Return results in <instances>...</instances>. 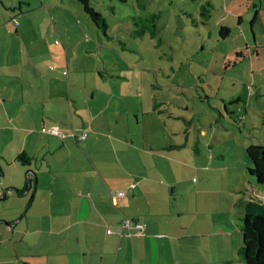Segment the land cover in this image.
<instances>
[{
    "label": "crops",
    "instance_id": "0c3cea01",
    "mask_svg": "<svg viewBox=\"0 0 264 264\" xmlns=\"http://www.w3.org/2000/svg\"><path fill=\"white\" fill-rule=\"evenodd\" d=\"M254 2L251 18L239 16V25L248 22L253 27L264 7L263 0ZM31 5V0H0V38L4 33L14 36L8 43V92L7 86L0 87V114H6L0 120L8 125V153H0V185L5 187L0 188V263H203L206 243H199V231L210 226L213 235L230 237L243 212L237 201L252 195L264 201V194H251L248 188L246 196L233 200L227 196V202L211 199L212 192L225 195L204 180L216 156L225 160L226 149L213 151L224 138H205L204 131L196 135L188 125L167 136L160 133L157 140L158 124L147 119L153 118L152 112L158 118L154 106L144 110L142 119L131 108L117 112L115 90L100 92L95 83L90 89L87 78L70 74L67 60L65 69L60 65L58 46L51 47L49 58L34 55L47 50L34 41L16 49L17 40L27 32L40 33ZM50 7L44 9L53 24L67 18L64 9ZM17 10L24 11L27 19L20 21ZM13 17L18 19L14 27ZM62 44L65 52L66 43ZM28 47L34 50L29 52V63L13 57ZM106 80L100 82L106 85L110 82ZM51 126L63 137L41 131ZM83 132L86 137L78 139ZM237 142L244 147L243 141ZM21 152L31 158L29 164L17 161ZM229 160L228 170L241 166L244 171L251 164ZM29 170L33 173L27 174ZM7 172L8 188L2 182ZM28 176L32 186L18 193L16 204L14 191L25 188ZM248 183L254 188L252 179ZM116 192L123 195L117 197ZM211 210L214 214L207 217ZM125 218L133 222L130 235L106 233L107 225L115 227ZM135 223L143 226L141 235H134Z\"/></svg>",
    "mask_w": 264,
    "mask_h": 264
},
{
    "label": "rangeland",
    "instance_id": "374dc122",
    "mask_svg": "<svg viewBox=\"0 0 264 264\" xmlns=\"http://www.w3.org/2000/svg\"><path fill=\"white\" fill-rule=\"evenodd\" d=\"M254 1L89 0L107 24L104 33L78 0H31V15L40 33L27 32L15 46L19 49L29 40L34 41L43 45L44 52L47 49L41 56L39 50L34 53L43 58L53 53V45L58 46L60 65L65 69L67 60L70 74L87 78L90 89L95 83L100 92L115 90L113 102L117 112L131 108L142 119L144 110L154 106L161 116L156 119L152 112L153 118L147 119L158 124L157 140L160 133L167 136L188 125L196 135L204 131L205 138H224L225 142H216L213 151L226 149L225 160L216 156L211 168L206 169L204 180L207 178L206 182L213 183L226 195L212 192L211 199L227 202V196L231 200L246 196L248 188L251 194H264V183L257 184L251 176L254 188L250 186L246 168L243 171L241 166L232 170L226 167L230 158L237 159L239 164L244 160L250 164L245 149L251 144H264V7L253 27L248 22L237 23L239 16L251 18ZM51 5L67 11H63L67 18H53V24L46 13L47 8L52 10ZM247 7L250 14H246ZM17 13L20 21L27 19L24 11L19 14L17 10ZM153 13L159 15L155 22L138 18ZM222 25L228 28L225 37L219 32ZM141 29L145 31L140 35ZM12 37L4 33L0 38V77H3L0 87L7 86V92L8 43ZM55 39L58 44H54ZM62 43H66L65 52ZM30 51L34 50L28 47L12 55L21 56L27 64ZM26 68L31 70L30 66ZM102 78L110 82L104 85L100 82ZM5 115L1 112L0 117ZM237 141H243L244 147ZM0 142V153L7 154L8 125L2 120ZM203 164L209 162L203 161ZM2 182L8 188V172ZM0 188L5 187L0 185ZM14 194L16 197L12 198L17 204L20 197L16 190ZM10 196L6 198L8 204L12 200ZM213 214L211 210L207 217ZM233 230L230 237L213 235L210 226L199 231L196 236L201 239L199 243H206L205 251L203 248L201 252L204 261L199 264H228L229 261L242 264L241 222L237 217Z\"/></svg>",
    "mask_w": 264,
    "mask_h": 264
},
{
    "label": "trees",
    "instance_id": "16d2710c",
    "mask_svg": "<svg viewBox=\"0 0 264 264\" xmlns=\"http://www.w3.org/2000/svg\"><path fill=\"white\" fill-rule=\"evenodd\" d=\"M82 4L83 10L90 19L106 33L107 24L101 13L96 11L89 3V0H78ZM125 3L127 0H117ZM158 14H150L147 16H139V20L145 22H155ZM136 20V17H134ZM153 26V25H151ZM145 29H141L138 34L144 33ZM221 37L228 34L227 26H220ZM137 33V32H136ZM151 33V30H150ZM246 155L251 163V167L247 168V175L256 179L257 184L264 183V144H251L245 149ZM31 158L21 152L17 155V161L26 165L30 163ZM251 179V178H250ZM27 187V184L25 188ZM19 193L22 190H18ZM237 206L242 208V213L238 215L241 222L242 245L239 253L242 256V264H264V201L255 197L248 196L240 198ZM231 261L228 262L230 264Z\"/></svg>",
    "mask_w": 264,
    "mask_h": 264
},
{
    "label": "built area",
    "instance_id": "2783aa9c",
    "mask_svg": "<svg viewBox=\"0 0 264 264\" xmlns=\"http://www.w3.org/2000/svg\"><path fill=\"white\" fill-rule=\"evenodd\" d=\"M12 22V26L14 27L15 25H18V19L17 17H13L11 19ZM8 32H12V28L8 30ZM50 68L52 69L53 67L50 66ZM63 74H67V71L64 70ZM42 132H46V133H53V134H57L61 137H63L62 132L54 126L51 127H42L41 128ZM86 137V132H83L82 134H80L77 138L78 139H84ZM132 187H135V184H132ZM115 196H122L123 192H116L114 193ZM133 225V222L130 221V219H123V221L116 225L115 227H111L109 225H107L105 227V231L108 235H115V236H123V235H130L131 232L129 231V229L131 228V226ZM134 227L136 228V232L134 233V235H141L143 233V226L141 224L135 223Z\"/></svg>",
    "mask_w": 264,
    "mask_h": 264
},
{
    "label": "water",
    "instance_id": "95a60500",
    "mask_svg": "<svg viewBox=\"0 0 264 264\" xmlns=\"http://www.w3.org/2000/svg\"><path fill=\"white\" fill-rule=\"evenodd\" d=\"M31 173H33V171L32 170H29L27 174H31ZM33 179H35V176H33ZM35 181H36V179H35ZM31 186H32V182H31L30 177L28 176L27 177V187L24 188V189H22V191L23 192H28ZM18 190L19 189H17V193H19Z\"/></svg>",
    "mask_w": 264,
    "mask_h": 264
}]
</instances>
